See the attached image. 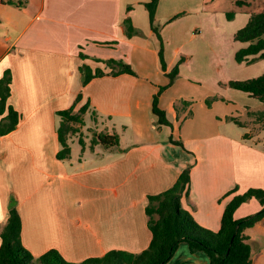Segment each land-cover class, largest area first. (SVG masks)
I'll return each mask as SVG.
<instances>
[{"label": "crops", "instance_id": "1", "mask_svg": "<svg viewBox=\"0 0 264 264\" xmlns=\"http://www.w3.org/2000/svg\"><path fill=\"white\" fill-rule=\"evenodd\" d=\"M146 1L0 0V78L10 71L8 104L19 114L16 129L0 137V230L14 197L21 243L34 258L56 250L65 261L79 263L112 250L144 251L151 240L147 197L171 188L187 166L190 183L181 208L213 232L229 191L264 190V136L245 121L251 118L247 111H263L261 103L219 80L224 69L246 64L234 56L248 44L233 36L250 14L264 11V0H243L241 7L237 0H158L161 42ZM160 46L166 72L182 58L179 74L191 76L178 74L158 97L171 128L157 125L151 114L153 97L168 83ZM107 60L130 65L135 76L109 75ZM81 65L105 75L82 86ZM232 78L225 82L241 80ZM78 94L74 112L89 108L70 136L69 157L59 160L56 112L73 106ZM100 133L117 136L118 147L92 145ZM260 208L251 199L233 217ZM261 226L264 219L255 225ZM259 250L251 264H260ZM206 263L203 253L191 254L185 243L167 262Z\"/></svg>", "mask_w": 264, "mask_h": 264}, {"label": "trees", "instance_id": "2", "mask_svg": "<svg viewBox=\"0 0 264 264\" xmlns=\"http://www.w3.org/2000/svg\"><path fill=\"white\" fill-rule=\"evenodd\" d=\"M157 2L158 0H147L144 7L148 12L151 29L161 42L159 28L155 25ZM244 5L243 0L235 2L236 7ZM232 16L231 13L227 14L229 19ZM124 26L126 35L131 36L133 28L129 20L124 21ZM233 39L235 42L248 44L246 48L235 53L234 59L237 63L250 64L255 60L264 59V11L250 14L245 26L235 32ZM181 62L182 58L166 72L162 46H160L159 64L168 83L161 87L152 99L151 114L156 118V124L159 126L171 128L166 113L158 106V97L177 79ZM103 63L110 69L109 75L135 76L132 67L122 61L107 60ZM78 70L82 86L94 78L105 75L99 69L92 71L87 65L79 66ZM10 84L11 73L6 70L0 78V137L14 131L19 121V114L8 104ZM227 86L247 94L264 106V71L255 78L229 81ZM80 99L81 95L78 94L73 106L56 112L59 117L57 134L60 146L56 157L59 160L69 157L70 136L78 132L74 124L83 125L82 116L89 108V105L85 104L74 112L75 105ZM246 114L264 124V110L262 112L247 111ZM91 116L93 117L94 114L92 113ZM229 120L239 126L242 125L235 118H229ZM91 143L104 149H112L118 147V138L104 133L94 134ZM173 143L183 148L180 142ZM189 183L190 166H187L181 171L171 188L147 197L145 214L148 217V229L151 235L147 249L136 254L112 250L101 257L89 258L79 263L65 261L56 250H49L40 257L34 258L21 243V219L16 200L11 197L8 204V218L0 230V264H167L181 243L187 244L191 254L203 253L207 257L206 264H251V256L253 252L259 250L260 244L250 240L246 232L264 219V190L250 188L242 194H237L236 188L229 191L226 196L230 197V200L224 207L219 229L213 232L197 224L193 217L181 208L180 200L188 193ZM251 199L259 203L260 210L235 220L233 216L237 208Z\"/></svg>", "mask_w": 264, "mask_h": 264}, {"label": "rangeland", "instance_id": "3", "mask_svg": "<svg viewBox=\"0 0 264 264\" xmlns=\"http://www.w3.org/2000/svg\"><path fill=\"white\" fill-rule=\"evenodd\" d=\"M263 71H264V59H260L254 63H251V64L233 65V67H228V68L224 69L220 73L219 80L223 84H225V83L229 82V81L225 82L226 79H233L232 77L236 76V77L240 78L241 80H230V81H243V80L258 77L259 75L262 74ZM179 77L180 78L181 77L186 78V77H191V76L187 73L181 74V72H180ZM255 102L257 104H260L257 101H255ZM260 105H261L262 109L264 110V106L262 104H260ZM89 116H90V114H89ZM91 117L92 116H90V118ZM242 118H239V119L242 120ZM245 121H249V123L252 122L256 126L255 131L258 134L264 136V124L261 121H257L254 117L253 118L252 117L251 118L246 117ZM76 126H79V125L74 124L75 128H76ZM91 128L92 127H90L89 129L86 130L87 137H91V135H92V133H91L92 129ZM246 234L249 235L252 239L259 241V243H260V250L259 251L262 254V259L260 260V264H264V226L252 228V229L248 230L246 232Z\"/></svg>", "mask_w": 264, "mask_h": 264}]
</instances>
